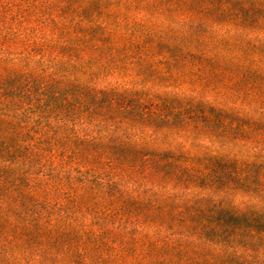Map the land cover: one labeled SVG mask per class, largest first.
Masks as SVG:
<instances>
[{
	"label": "trees",
	"instance_id": "16d2710c",
	"mask_svg": "<svg viewBox=\"0 0 264 264\" xmlns=\"http://www.w3.org/2000/svg\"><path fill=\"white\" fill-rule=\"evenodd\" d=\"M263 38L264 0H0V264H264L258 109L193 95L259 100Z\"/></svg>",
	"mask_w": 264,
	"mask_h": 264
},
{
	"label": "rangeland",
	"instance_id": "374dc122",
	"mask_svg": "<svg viewBox=\"0 0 264 264\" xmlns=\"http://www.w3.org/2000/svg\"><path fill=\"white\" fill-rule=\"evenodd\" d=\"M248 5H251V2H247ZM178 16L177 12L172 16V18H176ZM178 18V17H177ZM253 38H257L256 35H253ZM264 39V38H263ZM264 44L263 45H258L257 46V50H256V55H263L264 53ZM189 80H192L191 78L187 79V82ZM127 79L126 78H111V79H108L106 81H104V83H101V86H116V85H121V86H124V87H128L129 84H127ZM138 83H140V81H137ZM204 82V81H203ZM198 83V82H197ZM216 83V88L214 89L215 91H210L209 90H202L203 86H201L200 88V91H196L195 93H193V95L195 96H198V98H202V99H207V100H210V101H213L216 105H219L220 107H223V108H226V109H229V108H232L233 106L230 105L227 103V101H225L224 98H229L231 101H234V102H238L237 104V108H242L241 110H248V109H251V110H257L256 114H247L248 118H250L249 120H253L256 122V125L253 126L254 130L256 132H262V130H264L263 126H264V114L263 112H260V111H264V106L262 103H264V84H262L260 87H259V92H261V95L258 96L259 100H254L253 99V95H249L247 97L246 94H242L240 95V93H234L233 91H229V89L225 88L226 86L223 85V82H215ZM199 84V83H198ZM202 84V83H201ZM185 86V85H183ZM200 86V85H199ZM172 88H175L174 86ZM185 88H189L188 89V93H192V90L191 87H188V86H185ZM176 89V88H175ZM178 90V89H177ZM212 90V89H211ZM217 90H222L221 93H216ZM219 92V91H218ZM257 92H258V89H257ZM258 92V93H259ZM221 94V95H220ZM220 95V96H219ZM228 96V97H227ZM238 100V101H236ZM263 101V102H262ZM263 109V110H262ZM261 114V117L260 115ZM259 133V134H260ZM258 134V135H259ZM257 134H250V137H249V140L251 142H249V147L247 148H244L241 149V146L242 144H240L239 146H236V147H233L234 151H235V154L239 153L240 155H243V159H247V158H250V160H253L255 158V161L256 162H260L259 160H262L264 161V133L259 137H258ZM187 139V138H185ZM182 140V144L184 145L186 142L187 143V150L189 151H192L194 154L197 153V154H200L202 155L203 151H202V147L201 146H196V147H189V143L192 141V140ZM259 141H263V144L260 145L258 144ZM205 144H207L205 142ZM179 145V144H178ZM201 145V144H200ZM185 146V145H184ZM178 146H176L175 148H177ZM217 151L219 152H225L224 150H222L221 148L219 149H216ZM226 153V152H225ZM255 167H257L255 165ZM240 199V203L242 202L243 205H244V202H249V199L248 198H243V197H239ZM250 205L249 206H253V204H255L257 201L253 200V201H250ZM245 206V205H244ZM264 207V201L262 203V206L261 208Z\"/></svg>",
	"mask_w": 264,
	"mask_h": 264
}]
</instances>
